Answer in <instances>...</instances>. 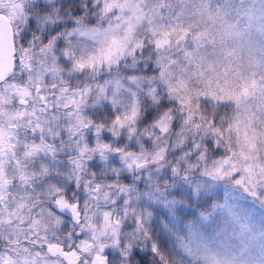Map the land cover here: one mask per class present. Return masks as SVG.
I'll use <instances>...</instances> for the list:
<instances>
[{
  "label": "clouds",
  "instance_id": "clouds-1",
  "mask_svg": "<svg viewBox=\"0 0 264 264\" xmlns=\"http://www.w3.org/2000/svg\"><path fill=\"white\" fill-rule=\"evenodd\" d=\"M0 264H264V0H0Z\"/></svg>",
  "mask_w": 264,
  "mask_h": 264
}]
</instances>
